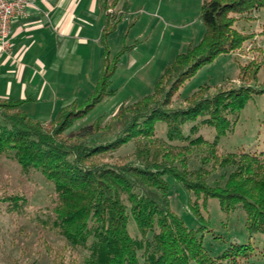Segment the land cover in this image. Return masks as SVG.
I'll return each mask as SVG.
<instances>
[{"label": "trees", "instance_id": "1", "mask_svg": "<svg viewBox=\"0 0 264 264\" xmlns=\"http://www.w3.org/2000/svg\"><path fill=\"white\" fill-rule=\"evenodd\" d=\"M118 2L101 0L106 20L100 45L105 58L86 100L65 106L49 121L31 118L23 110L28 101L0 100V160L14 161L23 174H39L52 186L51 205L42 211L41 223L46 234L64 241L58 248L43 239L52 264L247 262L255 253L250 244L232 243L217 257L206 251L198 231L189 229L172 211L166 176L195 195L190 209L199 218L203 219L200 206L218 199L224 212L244 211L251 237L264 236V153L219 149L220 136L235 128L246 104L254 95L264 94V89L251 86L261 65L252 61L241 66L238 87L212 94L206 86L188 98L184 108L172 109L176 94L203 66L252 41L255 35L240 32L236 23L263 10L264 0H204L201 41L167 67L151 95L121 106L114 118L120 126L117 136L104 141L111 126L99 121L81 129L74 126L115 94L111 86L119 58L111 61L107 41L122 21ZM160 122L166 125V140L157 136ZM203 128L215 129L216 139H205L200 134ZM130 143L134 144L131 155L106 162V155ZM0 203L12 214L28 202L7 184L0 187ZM131 217L139 238L129 233Z\"/></svg>", "mask_w": 264, "mask_h": 264}, {"label": "rangeland", "instance_id": "2", "mask_svg": "<svg viewBox=\"0 0 264 264\" xmlns=\"http://www.w3.org/2000/svg\"><path fill=\"white\" fill-rule=\"evenodd\" d=\"M203 2L119 0L116 11L124 12L122 21L107 41L111 61L119 58L111 86L115 94L106 97L89 114L77 121L74 129L92 126L99 121L102 126H111L104 141L114 140L120 129L114 118L121 106L151 95L167 67L185 53L190 45L198 44L203 38ZM252 17L236 23L240 32L255 35L252 41L240 51L221 55L213 63L203 66L176 94L173 110L184 108L187 99L206 86L210 87L212 94L218 89L240 86L241 66L252 61L259 63L261 69L257 81L251 86L258 90L264 89V9L255 12ZM104 58L103 51L99 61L102 66ZM190 127L185 126L186 134ZM156 130L159 138L167 139L164 123H158ZM200 134L209 141L217 137L213 128H203ZM219 149L222 153H264V94L254 95L246 104L235 128L220 136ZM133 151L134 144L130 143L106 155L104 159L115 163L124 160ZM166 181L169 184L172 211L182 218L189 229L198 231L206 251L212 257L223 254L232 243L250 244L255 247L254 256L242 264H264V236H250L245 227L246 215L241 208L227 213L222 210L218 199H209L206 206H200L201 219L190 209V203L196 199L195 195L171 176H166ZM7 184L9 190L14 189L23 195L28 203L21 212L12 214L0 203V264H52L43 239L58 245V248L63 247L64 243L58 237L46 234L41 223L44 217L42 211L51 205L52 186L45 183L39 174H23L14 161L0 160V187ZM128 230L132 237H141L132 217Z\"/></svg>", "mask_w": 264, "mask_h": 264}, {"label": "crops", "instance_id": "3", "mask_svg": "<svg viewBox=\"0 0 264 264\" xmlns=\"http://www.w3.org/2000/svg\"><path fill=\"white\" fill-rule=\"evenodd\" d=\"M101 0H33L12 25L10 48L0 41V100L28 101L23 110L49 121L84 101L102 71Z\"/></svg>", "mask_w": 264, "mask_h": 264}, {"label": "built area", "instance_id": "4", "mask_svg": "<svg viewBox=\"0 0 264 264\" xmlns=\"http://www.w3.org/2000/svg\"><path fill=\"white\" fill-rule=\"evenodd\" d=\"M33 0H0V41L4 50L10 48L12 25L18 17H24Z\"/></svg>", "mask_w": 264, "mask_h": 264}]
</instances>
